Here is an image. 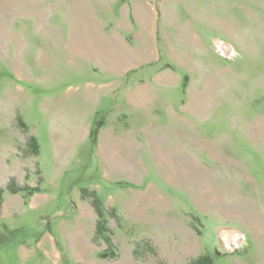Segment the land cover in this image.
I'll return each mask as SVG.
<instances>
[{"label": "rangeland", "instance_id": "1", "mask_svg": "<svg viewBox=\"0 0 264 264\" xmlns=\"http://www.w3.org/2000/svg\"><path fill=\"white\" fill-rule=\"evenodd\" d=\"M0 37V264H264V0H0ZM131 78L159 97L134 115L148 133L126 180L94 144L127 126L106 92L124 103ZM13 179L50 198L30 206Z\"/></svg>", "mask_w": 264, "mask_h": 264}, {"label": "crops", "instance_id": "2", "mask_svg": "<svg viewBox=\"0 0 264 264\" xmlns=\"http://www.w3.org/2000/svg\"><path fill=\"white\" fill-rule=\"evenodd\" d=\"M13 42L16 45V40L13 39ZM1 46L2 45H1V37H0V49H1ZM149 84L144 81L142 82L141 79H136V78H131V80L127 81V83L125 84L124 91H121L120 93V95H122V97L124 98V103L122 102L123 100L121 101V103H115V100H113L114 93L115 94L117 93V87L115 90L113 89L111 90V88L113 87L112 86L111 88H109L110 90L106 92L108 93V97L106 98V100H109V99L112 100V102L109 103V106L116 107L115 109L119 108L127 116L126 118L128 120L126 121L127 126L124 128L121 127V129L120 128L115 129L114 132L112 131V129L109 130L107 128V130L110 131L111 139L110 140L105 139V141H103L102 139L99 140L98 143L94 144V146L97 145L94 148V151H96V153L99 156V163L101 167H104V165H106L107 167L109 166L113 169H116V171L117 169H121L120 171H123L125 173L126 180H129L128 178L133 177L134 168L143 167V164L141 163L143 161L141 160H140L141 162L138 161L139 157L137 155L139 151L138 148H140L141 146V143L139 146V142L137 140H140V139L135 140L134 137L138 136L139 134L148 133L145 130L143 131V125L140 126L142 122H139V124L137 122H134L135 121L134 115L136 113L137 118L141 119L143 113L148 112L147 108H149V106L154 109L155 107L158 106L157 101H158L159 93H157L156 91H153L150 88ZM157 84L158 85L165 84L166 86H176V84L171 83L170 81H165L163 83L157 82ZM106 109L103 108V109H100L99 111L96 110V113H99L101 110H106ZM64 115L65 114H63V116ZM134 123H136V126L138 125L137 128H133L135 125ZM104 127H106V124L103 126V128ZM91 129H92L91 124L85 126L82 129L83 134L81 136L84 139H86L87 137L90 138L89 135H90ZM80 134L81 132L78 133V135ZM76 139L78 140V137L75 136L74 138H69L68 139L69 141H65V142L61 140L55 141L54 146H53L54 147L53 151L55 154L54 158L57 162V165L55 166V171H56L55 177L56 176L59 177L60 175H62V174H59L62 171L61 168H63L62 164L60 163L66 157L67 153H70L72 149H74L73 143L76 142ZM40 155H41V145H40ZM171 157L175 159L174 156H171ZM171 157H170V160H171ZM158 161L161 162L159 164L165 165L166 163L165 160L162 159V155L158 156ZM111 174L114 175V173H111ZM105 175H106V172H105ZM61 179L62 178H60V180ZM41 198L49 199L50 194L46 192V190L44 189L42 191L35 192L29 198L28 204H30V206H38ZM4 208H5V204L3 206V209Z\"/></svg>", "mask_w": 264, "mask_h": 264}, {"label": "trees", "instance_id": "3", "mask_svg": "<svg viewBox=\"0 0 264 264\" xmlns=\"http://www.w3.org/2000/svg\"><path fill=\"white\" fill-rule=\"evenodd\" d=\"M20 124L22 125V122L20 120ZM101 123H98L97 126L93 129L91 136L94 141H96L97 135H98V129L100 127ZM27 150L26 154L31 155H38L40 154V143L38 139L35 136H30L27 140ZM41 183V182H40ZM11 193H19V192H26L25 197L28 199L32 194L35 192L41 191L40 185L36 187H29V186H19L15 179L11 180L9 185L6 188ZM3 189L0 190V208L2 206L3 202ZM84 196H86V193L89 196H92V204L96 208L98 219H97V228H96V237L97 240L98 237H102L107 243H108V249L106 250L110 256H114V253L112 251V247L114 246V243L111 241L110 236V230L107 227V220L105 219V208L103 205L102 200L97 197V193L95 191H88L87 189H83ZM189 264H215L214 259L209 254H204L202 256H199L198 258L192 260Z\"/></svg>", "mask_w": 264, "mask_h": 264}, {"label": "bare ground", "instance_id": "4", "mask_svg": "<svg viewBox=\"0 0 264 264\" xmlns=\"http://www.w3.org/2000/svg\"><path fill=\"white\" fill-rule=\"evenodd\" d=\"M221 50V49H220ZM222 51V50H221ZM225 52V51H224ZM227 232V231H226ZM243 235V234H242ZM242 235H238V237L235 239V240H233V242L229 245V246H231L232 247V249L233 248H235L234 246H239V244H240V240L242 239ZM232 245H234V246H232Z\"/></svg>", "mask_w": 264, "mask_h": 264}]
</instances>
